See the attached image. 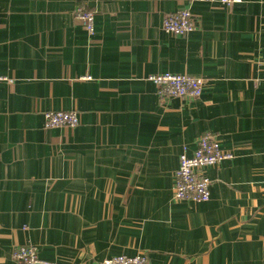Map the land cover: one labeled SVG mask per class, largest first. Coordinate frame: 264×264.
<instances>
[{
    "label": "crops",
    "instance_id": "obj_1",
    "mask_svg": "<svg viewBox=\"0 0 264 264\" xmlns=\"http://www.w3.org/2000/svg\"><path fill=\"white\" fill-rule=\"evenodd\" d=\"M180 9L196 28L164 32ZM165 72L201 95L159 100ZM0 76V264L24 243L68 264H264V0H0ZM48 110L79 123L46 129ZM205 132L234 157L205 169L208 201H175Z\"/></svg>",
    "mask_w": 264,
    "mask_h": 264
},
{
    "label": "built area",
    "instance_id": "obj_2",
    "mask_svg": "<svg viewBox=\"0 0 264 264\" xmlns=\"http://www.w3.org/2000/svg\"><path fill=\"white\" fill-rule=\"evenodd\" d=\"M225 5H232L241 0H219ZM73 17L80 22L88 35L94 34L95 13L84 5H77ZM192 13L180 9L166 14L162 20V30L172 35H186L195 29ZM264 80V76L262 77ZM0 80H7L0 76ZM147 80L153 83L159 100L167 98H197L201 95L205 80L188 74L170 72L151 74ZM11 82V80H9ZM44 128H73L79 123L76 111L48 110L44 112ZM231 151L223 150L219 141L210 133L201 134L196 140L192 155L184 147L179 156L178 168L174 174L173 199L175 201L206 202L210 198L212 181L204 173L206 168L217 167L224 160L232 159ZM12 258L16 264H68L65 262L42 260L37 247L31 243L14 246ZM97 264H148V256L138 253L133 256L118 255L106 258Z\"/></svg>",
    "mask_w": 264,
    "mask_h": 264
}]
</instances>
